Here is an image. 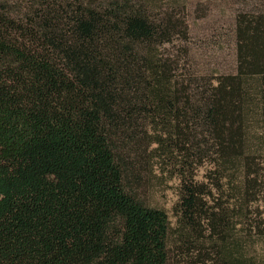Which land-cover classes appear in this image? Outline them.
I'll return each instance as SVG.
<instances>
[{
    "label": "trees",
    "instance_id": "trees-1",
    "mask_svg": "<svg viewBox=\"0 0 264 264\" xmlns=\"http://www.w3.org/2000/svg\"><path fill=\"white\" fill-rule=\"evenodd\" d=\"M158 3L0 0V264H264V19L238 20L237 74L199 82L159 52L183 32ZM142 148L179 177L175 226L134 193Z\"/></svg>",
    "mask_w": 264,
    "mask_h": 264
},
{
    "label": "rangeland",
    "instance_id": "rangeland-1",
    "mask_svg": "<svg viewBox=\"0 0 264 264\" xmlns=\"http://www.w3.org/2000/svg\"><path fill=\"white\" fill-rule=\"evenodd\" d=\"M167 13L175 18L181 30L175 43L164 46L160 53L169 55L175 62L178 74L192 75L200 79H212L215 83L224 76L237 74L239 70L237 24L241 15L264 19V0H158ZM187 29V35L184 30ZM245 138L250 155L253 178L258 179L259 194L254 203L264 206V121L259 115L246 117ZM136 159L137 179L134 193L147 205L164 210L172 226L176 225L174 208L179 201L180 180L169 161L158 159L156 154L145 153ZM214 165L208 160L195 171V179L208 183L216 178ZM237 172V176H239ZM216 182V181H215ZM258 196V195H257ZM264 210V207L262 208ZM170 264H179L173 257Z\"/></svg>",
    "mask_w": 264,
    "mask_h": 264
}]
</instances>
